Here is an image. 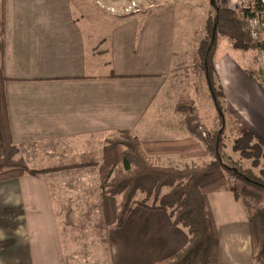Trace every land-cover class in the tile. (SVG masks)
<instances>
[{
	"label": "crops",
	"instance_id": "obj_1",
	"mask_svg": "<svg viewBox=\"0 0 264 264\" xmlns=\"http://www.w3.org/2000/svg\"><path fill=\"white\" fill-rule=\"evenodd\" d=\"M132 1L139 12L129 14L112 0H96L98 22L87 0H0L10 132L18 157L37 173L0 183V241L11 242L0 264H158L187 245L186 232L165 212L136 206L121 227L110 228L101 211L106 141L121 131L142 144L191 138L168 86L179 54L173 18L163 5ZM224 59L225 80L216 66ZM215 71L224 94L231 79L228 91L247 87L257 110L245 127L262 132L264 144V96L229 57L215 62ZM220 192L217 201L232 194ZM228 197L247 222L218 221L211 212L218 264H255L246 209Z\"/></svg>",
	"mask_w": 264,
	"mask_h": 264
},
{
	"label": "trees",
	"instance_id": "obj_2",
	"mask_svg": "<svg viewBox=\"0 0 264 264\" xmlns=\"http://www.w3.org/2000/svg\"><path fill=\"white\" fill-rule=\"evenodd\" d=\"M211 7V13L209 11L205 18V37L199 43L193 64L204 75L224 128L226 109L220 102L223 89L215 78L213 62L218 38L226 39L234 50H259L264 61V3L231 10L223 0H212ZM256 15L260 18L262 32L253 42L248 21ZM4 82L0 68V183L37 175L18 157V149L12 141ZM184 106L178 103L176 111L184 116L192 136L189 139L142 144L130 133L121 131L119 138L106 141L99 168L101 211L106 227H121L136 206L162 211L169 215L174 227L186 232L188 243L158 264H218L219 236L207 196L228 191L246 209L252 260L255 264H264V146L247 128L232 119L237 133L232 138V150L241 161L249 162L248 168L232 169L223 162L222 133L209 130L203 138L199 125L192 116L186 115ZM209 155L211 160L181 168L157 164L159 158L166 156L189 159ZM230 178L234 183H230ZM10 245V241H0V251Z\"/></svg>",
	"mask_w": 264,
	"mask_h": 264
},
{
	"label": "rangeland",
	"instance_id": "obj_3",
	"mask_svg": "<svg viewBox=\"0 0 264 264\" xmlns=\"http://www.w3.org/2000/svg\"><path fill=\"white\" fill-rule=\"evenodd\" d=\"M223 1L231 10L243 9L249 7L250 4L259 3L257 0ZM95 2L96 0H87V5H90V7L87 8V11L89 12V14L95 17L96 21L99 22L97 14L100 13V10L96 8ZM112 2L114 4V6L112 7L116 9L118 8V11H120L124 7L130 6L127 0H124V2L123 0H112ZM154 2L156 5H163L162 7H164V9L166 10L168 8L167 12H169L173 18L174 43L176 46V51L179 53L174 57V59L176 58V66L172 70V74L169 77L168 86L173 88L176 94V98L178 99V103L185 104L184 108L186 111V115L192 116L195 121L201 125H199L198 131L201 133L203 138H205L206 136V131L209 130L220 131V133H222L223 162L232 169H238L239 166L248 168L249 162L241 161L238 154L232 150V138L237 135V133L233 130L235 124L232 119H235L238 123L244 125L245 127L246 125L251 124V120L253 119L255 111L257 110L256 105L249 100L250 94L247 92V87L245 88L246 93L243 92L245 91L244 89L243 91H241L243 83L238 84L235 88L228 91V89L233 86L235 79H231L225 82L224 88L227 89V92L225 90L224 94L223 90V99H220V102H222V105L226 109L225 112L223 111V128L221 127L222 120L216 110L204 75H202V73L198 71L193 64L199 43L205 37V18L207 13L209 11L211 13L212 11V0H140L139 5L143 7L148 5L149 3ZM115 4H118L117 7L115 6ZM136 4H138V2ZM156 8L158 9V7ZM131 12H129V14ZM104 23L105 35L110 24L108 15H106L105 13ZM252 40L253 42H256L258 40V37L257 39ZM228 57L233 61V64L237 65L238 70H241L244 75L252 81V83L251 81L250 83L252 84L253 88L254 86H256L261 93L260 95L264 96V61L262 53L256 49L249 51L234 50L228 44L226 39L219 37L213 58L214 65L215 62L220 61V59ZM226 62L227 60L224 59L221 63L216 64V66H218V73H220L224 77V80L226 72L229 71L228 65L230 64L228 63L225 67ZM215 78L216 80H218V82H221L220 78L216 74V71ZM230 129L234 132L231 133ZM249 131L251 132V130ZM255 132L256 133H251L255 136L256 139L258 138V141L259 138H263L262 132H260L259 130H255ZM117 138H119V135L117 136ZM261 144L264 146L263 143ZM200 145L203 146V143L200 142ZM211 157L212 156L209 155L204 158L180 159L178 156H176L175 160L172 158L162 157L159 158L157 164H160L162 166H174L181 168L184 165H197L203 161L211 160ZM230 183H234L232 178H230ZM219 193L225 192H214V194H212L213 196H210L211 193L207 196L209 210L214 214L216 220L219 221L218 217L220 216L222 217L221 221H225L226 223L236 224L238 220L242 219H244V221L246 220L247 222L246 216H244L243 214V210L239 207V203L233 204L227 201V193L222 194L223 196H221V201H217V196L214 195ZM232 196L233 195L229 193L228 199H230V197Z\"/></svg>",
	"mask_w": 264,
	"mask_h": 264
},
{
	"label": "built area",
	"instance_id": "obj_4",
	"mask_svg": "<svg viewBox=\"0 0 264 264\" xmlns=\"http://www.w3.org/2000/svg\"><path fill=\"white\" fill-rule=\"evenodd\" d=\"M251 1V0H250ZM253 1V0H252ZM256 1V0H255ZM259 3H264V0H257ZM112 11V10H111ZM139 12V8L138 5L132 1L130 3V6L126 7L124 9L125 13H129V12ZM113 12V11H112ZM248 28H249V33H250V37L252 39H257L258 34L261 32V22H260V18L258 15L252 17L249 21H248Z\"/></svg>",
	"mask_w": 264,
	"mask_h": 264
}]
</instances>
